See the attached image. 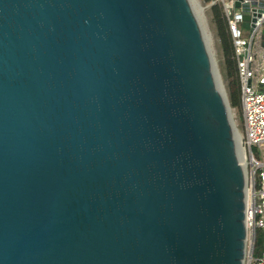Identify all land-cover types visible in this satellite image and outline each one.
<instances>
[{"label": "water", "instance_id": "95a60500", "mask_svg": "<svg viewBox=\"0 0 264 264\" xmlns=\"http://www.w3.org/2000/svg\"><path fill=\"white\" fill-rule=\"evenodd\" d=\"M235 6L264 50V0ZM201 10L0 0V264L253 254L244 148Z\"/></svg>", "mask_w": 264, "mask_h": 264}, {"label": "built area", "instance_id": "2783aa9c", "mask_svg": "<svg viewBox=\"0 0 264 264\" xmlns=\"http://www.w3.org/2000/svg\"><path fill=\"white\" fill-rule=\"evenodd\" d=\"M213 2L223 7L241 82L244 132L239 134V140L246 153V160L251 165L249 178L247 176V190H251L250 203L247 199V224L253 239L257 228L264 231V62H255L253 44L259 39L258 30L254 28L250 30L249 37L244 36L242 13L235 6L236 0ZM263 20L264 12L255 22V26H260ZM252 147L259 149V155L252 151ZM245 264H264V250L258 257L248 253Z\"/></svg>", "mask_w": 264, "mask_h": 264}, {"label": "trees", "instance_id": "16d2710c", "mask_svg": "<svg viewBox=\"0 0 264 264\" xmlns=\"http://www.w3.org/2000/svg\"><path fill=\"white\" fill-rule=\"evenodd\" d=\"M205 3H211L210 10L212 13V20L215 24L221 49L223 52L224 62L226 65L225 77L228 80L230 87L229 101L233 107L242 109L241 104V82L238 76L236 61L233 57V43L231 36L227 28V22L223 14V7L221 4L214 3L213 0H204ZM252 151L255 153V147H252ZM264 250V231L261 228L256 229L255 244L253 256L258 257Z\"/></svg>", "mask_w": 264, "mask_h": 264}, {"label": "rangeland", "instance_id": "374dc122", "mask_svg": "<svg viewBox=\"0 0 264 264\" xmlns=\"http://www.w3.org/2000/svg\"><path fill=\"white\" fill-rule=\"evenodd\" d=\"M196 2H197V4H199L203 8V10H201L200 13L202 16V20H204L203 24H204L205 31L207 34H209V45H210L211 51L213 53L214 59L216 61V65H217V68L219 70L224 89L226 91L227 96H229L230 87L228 85V80L225 77L226 65L224 62L223 52H222L221 45L219 42V38L217 35V30H216L215 24L212 20V13L210 10V6H211L212 2L211 3H205L204 0H196ZM243 33H244L245 37H249L251 31H250V29H243ZM253 52L255 55V60H256L255 62H258V63L262 62L263 63V61H264V55H263L264 50L261 46V40L257 39L255 41V43L253 44ZM231 112H232L234 124H235L239 134H242L244 132V122H243L242 109L240 110L237 107L232 106ZM255 153L257 155H259V149L257 147H255ZM245 168H246L247 176L249 178L251 165L248 163V161L245 164ZM251 237L252 236L249 233V237H248V241H247V253L250 251Z\"/></svg>", "mask_w": 264, "mask_h": 264}, {"label": "bare ground", "instance_id": "6f19581e", "mask_svg": "<svg viewBox=\"0 0 264 264\" xmlns=\"http://www.w3.org/2000/svg\"><path fill=\"white\" fill-rule=\"evenodd\" d=\"M207 35H209V34H207ZM240 155H241V160L245 165L248 160H246V153H245L244 149H242V148H240ZM250 191H251L250 189H248V190L246 189V195H247L248 203H250V198H251ZM251 240H252V237H251Z\"/></svg>", "mask_w": 264, "mask_h": 264}, {"label": "crops", "instance_id": "0c3cea01", "mask_svg": "<svg viewBox=\"0 0 264 264\" xmlns=\"http://www.w3.org/2000/svg\"><path fill=\"white\" fill-rule=\"evenodd\" d=\"M264 62V61H263Z\"/></svg>", "mask_w": 264, "mask_h": 264}]
</instances>
